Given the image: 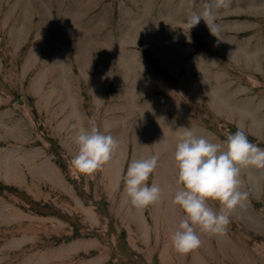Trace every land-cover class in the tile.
I'll use <instances>...</instances> for the list:
<instances>
[{"label": "rangeland", "instance_id": "rangeland-1", "mask_svg": "<svg viewBox=\"0 0 264 264\" xmlns=\"http://www.w3.org/2000/svg\"><path fill=\"white\" fill-rule=\"evenodd\" d=\"M215 4L0 0V264H264V169H241L224 234L171 242L181 127L264 148V0ZM208 5L217 37L188 25ZM93 126L119 146L85 175L75 140ZM153 155L161 198L138 209L123 177Z\"/></svg>", "mask_w": 264, "mask_h": 264}, {"label": "clouds", "instance_id": "clouds-1", "mask_svg": "<svg viewBox=\"0 0 264 264\" xmlns=\"http://www.w3.org/2000/svg\"><path fill=\"white\" fill-rule=\"evenodd\" d=\"M230 0H216L215 7H227ZM212 5L206 6L202 15L193 14L190 28L203 19L211 33L216 28ZM216 36V35H215ZM217 37V36H216ZM181 134L174 151V161L178 170L177 185L180 186L173 197V204L183 212L184 218L171 236L172 246L178 253H187L201 246L198 231L210 234H224L230 223L229 210L247 199V193L240 190L242 168L264 169V148L249 141L239 128L226 140L212 142L204 136H197L190 128L181 127ZM78 153L72 165L80 173L91 175L110 161L119 142L110 134H103L97 127L81 129L75 140ZM158 163V156L133 160L123 177L124 191L131 204L144 208L158 202L161 188L156 183H147ZM209 201L220 204L217 213L209 206Z\"/></svg>", "mask_w": 264, "mask_h": 264}]
</instances>
